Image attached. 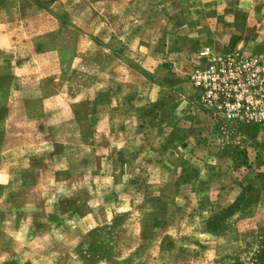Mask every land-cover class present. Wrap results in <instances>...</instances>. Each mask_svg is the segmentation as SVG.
I'll return each instance as SVG.
<instances>
[{
	"label": "rangeland",
	"instance_id": "obj_1",
	"mask_svg": "<svg viewBox=\"0 0 264 264\" xmlns=\"http://www.w3.org/2000/svg\"><path fill=\"white\" fill-rule=\"evenodd\" d=\"M119 1L79 17L124 41L113 48L126 60L101 62L37 55L88 46L0 0V212L14 215L0 264H264V123L223 118L189 79L204 46L264 57V28L247 42V14L223 24L228 8L264 0H216L214 12V0ZM117 85L136 106L114 105Z\"/></svg>",
	"mask_w": 264,
	"mask_h": 264
},
{
	"label": "crops",
	"instance_id": "obj_2",
	"mask_svg": "<svg viewBox=\"0 0 264 264\" xmlns=\"http://www.w3.org/2000/svg\"><path fill=\"white\" fill-rule=\"evenodd\" d=\"M198 1V0H197ZM112 2H120L119 0H20V6L19 10L23 14L22 15V21L32 22L35 24H32V27H35L38 30L43 31V34H51L49 33L52 30H66V29H73L74 32L71 34L73 36V39L70 41H64V45L69 43L70 46H74V48H78L80 45H82L83 42L86 43L88 46V52L84 54H80V56H70L67 55L62 50H58L57 52H53L48 44H45L43 49H38V54L41 56H45L46 58H50L53 61H62V60H78V61H90V60H100L103 61H109L110 59H114L117 62H123L126 60L124 53L120 52L121 50H114L113 45H121L123 41L122 37H114L110 38V36L106 37L103 33H96L94 31H88V22H84V20L79 19L81 15H85L87 13H94V11L99 10V6H102L100 8V13H108L110 11V3ZM130 5H136L137 0H130ZM57 3H65L64 8L61 10H56L54 5ZM215 3H219V1H212L213 12L217 9L215 6ZM113 4V3H112ZM148 4V2H147ZM152 5L155 7L158 6L156 2H151ZM202 4V3H201ZM205 4H203L204 6ZM104 6V8H103ZM4 8V5H0V9ZM216 8V9H215ZM231 9V11L229 10ZM230 11L233 15L231 17L232 19L223 23L228 28H236V27H242L244 20L248 18V22H245V25L247 28H252V32L249 33L247 38V42L250 41L252 38L255 37V33H257L258 29L264 28V17L262 14H260L264 9L262 6H254L251 3L245 2V3H238L233 7H230L227 9ZM179 11L182 13H185L188 11V8L185 9V7L182 6V2L180 1L179 5ZM247 14L244 20L239 19L237 15L241 14ZM100 19V25H106L108 19L105 15H102L98 17ZM252 21V24H250ZM214 23V22H211ZM256 24V25H255ZM87 29L86 32H83L81 30ZM63 36L64 34L61 33ZM232 38L235 40L238 37L232 34ZM245 39V38H241ZM240 40V41H241ZM122 41V42H121ZM136 44H139L137 41ZM52 51V52H51ZM98 51V52H97ZM54 53V56H49ZM73 54V53H72ZM107 70L101 71V77L108 76ZM60 76V75H59ZM58 76V78H59ZM61 77V76H60ZM25 80L24 78H22ZM57 79V78H56ZM24 83V82H23ZM120 85L116 86V104H114L117 108H124L125 105H131L136 106L139 102V94L134 92L132 94V98L128 101L125 100L124 92L119 90ZM60 87L58 88V90ZM23 92H26L27 90L22 88ZM103 88H101V93L104 92ZM107 93H104L108 95L109 88L108 84L106 86ZM92 97H88L86 99H91ZM101 106L103 104L109 105V99L108 97H101V99L98 101ZM114 106V107H115ZM103 107V106H102ZM139 116V115H138ZM137 116H135L136 118ZM134 118V117H133ZM57 153L59 156H67L66 152H60ZM9 200V198H8ZM18 215H20L22 212H17ZM60 213H51L46 217L48 220L55 219L57 217H60ZM21 217H25L23 215H20ZM14 217V215L10 211H4L0 212V243L2 241V238H4L5 233L11 232L12 225L10 224L11 218ZM4 236V237H3ZM0 252L7 253L8 250L6 248H2L0 244Z\"/></svg>",
	"mask_w": 264,
	"mask_h": 264
},
{
	"label": "built area",
	"instance_id": "obj_3",
	"mask_svg": "<svg viewBox=\"0 0 264 264\" xmlns=\"http://www.w3.org/2000/svg\"><path fill=\"white\" fill-rule=\"evenodd\" d=\"M189 74L200 100L225 119L264 123V57L234 51L214 56L209 46Z\"/></svg>",
	"mask_w": 264,
	"mask_h": 264
}]
</instances>
